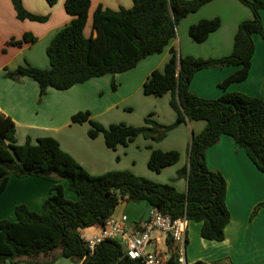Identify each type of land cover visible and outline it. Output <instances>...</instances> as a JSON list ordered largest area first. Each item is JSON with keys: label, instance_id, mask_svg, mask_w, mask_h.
Here are the masks:
<instances>
[{"label": "trees", "instance_id": "16d2710c", "mask_svg": "<svg viewBox=\"0 0 264 264\" xmlns=\"http://www.w3.org/2000/svg\"><path fill=\"white\" fill-rule=\"evenodd\" d=\"M46 1L53 6L58 0ZM212 1L133 0L130 9L122 7L117 11L100 5L92 18V31L96 35L87 37L84 31L92 0H65V10L73 20L47 47L51 68L43 70L26 63L14 71L6 69L5 77L15 81L24 77L33 79L43 97L48 88L65 91L95 77L127 72L145 58L162 53L176 37L180 21ZM239 1L250 8L253 16L240 24L230 55L218 59L181 57L172 49L164 70L153 71L144 83L143 93L147 96L162 97L171 93L170 106L177 113L173 124H160L151 119L153 114L137 127L123 123L106 127L93 120L88 111L72 117L75 123H89L91 139L103 134L106 146L112 150L128 146L138 136L160 142L181 124L206 122L204 131L193 135L188 163L177 174L179 179L188 180L187 192L130 171L92 175L52 137L39 138L36 144L28 139L19 145L14 122L0 113V195L11 176L38 177L53 183L41 212L18 205L15 221L0 220V264L53 263L60 257L84 260L82 264H142L140 260L129 259L124 248L115 241H105L92 254L87 247L84 231L104 227L123 202H145L173 219L186 218L189 222L201 223L203 239L224 241L225 228L231 220L226 203L227 181L220 171L208 167L206 154L227 135L264 173V101L236 92L218 99H204L194 94L190 86L199 71L210 68L241 67L219 85L223 90L248 78L255 53L253 34L264 39V0ZM11 2L21 21L43 23L48 20L47 16L27 11L22 0ZM220 27V19L201 20L190 27L189 37L202 44ZM36 41V37L27 33L21 40L13 39L8 45L21 48ZM112 88L117 89L115 82ZM179 159L177 151L155 150L148 167L160 173L177 164ZM65 181L67 189L76 194V201L66 198ZM263 207L264 202L257 205L250 220ZM167 245L170 254L167 264H178L171 239L167 240Z\"/></svg>", "mask_w": 264, "mask_h": 264}, {"label": "crops", "instance_id": "0c3cea01", "mask_svg": "<svg viewBox=\"0 0 264 264\" xmlns=\"http://www.w3.org/2000/svg\"><path fill=\"white\" fill-rule=\"evenodd\" d=\"M22 2L27 11L47 16L48 20L43 23L21 21L17 18L11 0H0V113L14 122L18 144L23 145L28 139L36 144L39 138L52 137L92 175L130 171L157 183L172 184L180 192H187L188 180L179 179L177 174L188 163L193 135L201 134L206 122L181 124L160 142L138 136L128 146H118L112 150L106 146L103 134L91 139L88 135L89 123H75L72 117L88 111L93 120L106 127L120 123L137 127L142 126L145 118L153 114L154 120L160 124H173L177 120V113L170 106L171 93L162 97L147 96L143 93L144 83L153 71L164 70L172 49L181 57L218 59L230 55L240 24L252 19L250 8L239 0H213L180 21L176 37L162 53L145 58L134 69L115 76L95 77L65 91L48 88L44 96L40 97L36 81L29 77L19 81L6 78L5 70L14 71L26 63L39 69H50L47 47L55 35L72 22L73 17L65 10V0H58L53 6L46 0ZM100 5L117 11L122 7L130 9L133 0H92L84 31L87 37L96 35L92 31V18ZM213 19H220L221 27L204 43L193 42L189 37L190 27L201 20ZM262 21L264 25V12ZM27 33L36 37L37 41L21 48L8 45L13 39L21 40ZM253 41L255 53L245 81L233 83L223 90L219 85L241 67L204 69L193 77L191 91L204 99H218L226 93L236 92L264 101V39L259 34H253ZM113 82L117 85L116 95L110 94ZM155 150L177 151L180 154L179 162L155 173L148 167L150 156ZM206 160L208 167L220 171L227 181L226 203L231 220L225 228L222 242L203 239L202 224L189 222L186 261L188 264H264V207L250 220L254 208L264 202V173L227 135L208 149ZM52 184L38 177L11 176L7 188L0 195V220L15 221L18 205H26L32 211L41 212ZM63 185L66 198L76 201L77 196L67 189L66 181ZM150 211L151 208L145 202H123L111 218L117 220L126 215L129 227L139 229L149 218ZM89 229L91 231L87 233L86 239H90L98 230L97 227ZM154 237L155 246L152 248L168 253L169 238L159 231L154 233ZM83 261L60 257L53 263L39 264H82Z\"/></svg>", "mask_w": 264, "mask_h": 264}, {"label": "built area", "instance_id": "2783aa9c", "mask_svg": "<svg viewBox=\"0 0 264 264\" xmlns=\"http://www.w3.org/2000/svg\"><path fill=\"white\" fill-rule=\"evenodd\" d=\"M188 224L186 218L173 219L172 216L151 208L149 218L139 229L129 227L126 215L117 220L108 219L104 227L98 228L94 235L87 239V247L92 254L99 245L111 240L120 244L125 255L131 260H140L142 264H167L170 254L152 248L155 246L154 233L159 231L173 242L178 254V264H188L185 257Z\"/></svg>", "mask_w": 264, "mask_h": 264}, {"label": "rangeland", "instance_id": "374dc122", "mask_svg": "<svg viewBox=\"0 0 264 264\" xmlns=\"http://www.w3.org/2000/svg\"><path fill=\"white\" fill-rule=\"evenodd\" d=\"M203 59H210V58H203ZM110 94L111 95H116L117 94V89H113L112 88V85L110 86ZM118 96H120V95H118ZM121 98V97H120ZM129 108L131 107V106H128ZM129 108H127V109H129ZM151 119H153L154 120V117H151ZM156 121V120H155ZM89 231H91V229H88V231H84V236H85V238H87L88 237V232ZM43 259V258H42Z\"/></svg>", "mask_w": 264, "mask_h": 264}]
</instances>
